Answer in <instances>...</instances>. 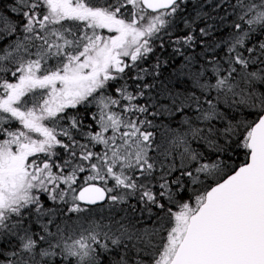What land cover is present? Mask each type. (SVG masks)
Listing matches in <instances>:
<instances>
[{"label": "snow or ice", "instance_id": "snow-or-ice-1", "mask_svg": "<svg viewBox=\"0 0 264 264\" xmlns=\"http://www.w3.org/2000/svg\"><path fill=\"white\" fill-rule=\"evenodd\" d=\"M0 264H264V0H0Z\"/></svg>", "mask_w": 264, "mask_h": 264}]
</instances>
